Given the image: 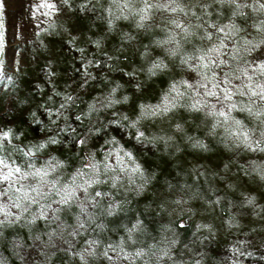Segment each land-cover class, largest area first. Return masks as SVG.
I'll return each instance as SVG.
<instances>
[{
  "label": "rangeland",
  "instance_id": "obj_1",
  "mask_svg": "<svg viewBox=\"0 0 264 264\" xmlns=\"http://www.w3.org/2000/svg\"><path fill=\"white\" fill-rule=\"evenodd\" d=\"M46 2L56 6L52 16ZM177 3L201 16L179 14L191 35L162 9L138 26L139 15L125 10V19L114 0H0V130L11 128L0 158L27 174L0 180V264H264V101L232 88L238 107L255 101L251 113H232L247 140L213 127L210 114L213 104L227 111L220 92L227 72L231 85L248 82L240 68L264 85V75L254 74L264 33L252 26L264 13L236 8L255 7L253 0ZM241 10L246 16L233 15ZM209 23L238 30L220 50L227 64L212 68L219 95L193 109L189 96H203L200 83H211L188 66L195 59L181 58L219 42L223 34ZM160 60L167 67H154ZM182 79L192 88L181 85L187 94L178 98L172 85ZM136 129L144 135L126 142ZM113 135L140 165L131 178L114 154L105 160ZM41 142L47 147L35 151ZM30 147L35 154L24 156L20 149ZM36 169L46 174L33 175Z\"/></svg>",
  "mask_w": 264,
  "mask_h": 264
},
{
  "label": "clouds",
  "instance_id": "obj_2",
  "mask_svg": "<svg viewBox=\"0 0 264 264\" xmlns=\"http://www.w3.org/2000/svg\"><path fill=\"white\" fill-rule=\"evenodd\" d=\"M117 4V8L120 10L121 15L124 16L125 19L128 18V16L125 14V10L128 11V13H134L139 15V21L138 26H143L142 22L146 19H148L151 15L152 10L155 9H162L166 13L170 14H176L174 18H166L168 19V23H171L174 25L175 29H179L180 33H184L185 35H191L192 33L189 31V26L185 25L180 19L179 14H183L184 16H188L189 13L191 16L196 17L197 21L200 20L201 16L197 15V13L193 8H189L187 11L184 6L177 3V0H166L165 3H153L152 0H141V7L134 8L132 7V3L134 0H123V3L118 2V0H114ZM219 2V0H218ZM233 3H236V0H232ZM64 4H69V0H63ZM51 4L52 7H48V5ZM253 4H247V5H241L239 3H236L237 9H242L243 7H249L252 9L253 13H264V3H260V0H253ZM171 5V7H169ZM43 7L48 9V16H52L53 13L56 11L55 4L52 3H45ZM201 7L204 8V13L201 15H211V13L207 12V5H201ZM239 14L240 16H246V13H244L242 10L238 13H233V15ZM207 23V21H206ZM254 28L257 29V31L264 33V19H260L258 24L252 25ZM196 27H201V25L197 24ZM208 27H214L217 32L222 33V36H217L215 39L219 41L218 43H214L212 47L208 48V50L205 52L202 49H197L198 55H185L181 58V62L188 64L190 60L195 59L197 61V64L195 66L189 64L188 66L190 68H193L195 71L198 72V74L201 76L202 81L211 83V88H208L206 86V83H200V87L204 88V94L201 96L199 93H193L191 96H189V99L192 100L191 107L193 109H199L207 104V101L204 99L205 96L207 97H215L218 96L217 88H219V84L216 81V73L212 71L213 66L216 68H219L222 64H227V61L219 59L221 56V49L226 48L227 45L224 43V40L230 39L231 37L236 35V30H234L235 26L231 23L225 24L224 26H218L209 23ZM204 34L206 39L213 40V33L208 32L207 29H204ZM177 35L179 33L173 31L171 35V39L176 41L177 50L181 48V44L179 40H176ZM243 39V38H242ZM255 39V38H254ZM260 43H264V38H261L259 41H257V47ZM252 40L244 39V45H252ZM243 45H241V48ZM240 48L233 47L232 53H233V59H237L238 57L235 55L236 53L240 52ZM245 51H248V49H245ZM213 55L216 56V60H213ZM167 67L166 64L162 60H160L154 67ZM235 67V66H234ZM238 72L245 76L247 78V83L244 84L243 87H239L236 85H231V80L227 77L232 76V72L229 71L225 74L224 84L225 87L220 88V92L223 93L222 100L225 102H230L226 104L227 111L224 110V108H221L219 111H216L215 105H211V112L210 114L215 117V124L213 127L219 126L224 129V132L228 135L235 136V137H243L245 140L248 139V131L244 127L242 120L237 119L232 115L233 110L238 111H247L252 112V104L255 103V101H252V104L245 105L243 102H240L239 107L236 101H233V95L236 93H239L241 96L247 94L250 97H256L258 96L260 100L264 101V85H262L260 82H253L252 76L248 75V72L246 69L240 68L238 69ZM206 73H211L210 75ZM254 74H260L264 75V60H261L257 63ZM239 79V76L236 77ZM243 83V82H242ZM183 85L186 90H191L192 85L187 81V79H182L177 84L172 85V91L176 92L177 97H183L187 94V92L180 91V86ZM231 85V88L228 87ZM232 88L236 89V93L232 91ZM247 89V93H245L244 89ZM169 110L168 106H165L163 108L164 112H167ZM261 115V112L257 111L256 116L259 118ZM133 128H135V124L131 125ZM11 128H7L5 130H0V148L3 147L2 141L8 140L9 143H11V137H10ZM117 135L119 133L117 132ZM117 135H113L111 137V140L107 141L108 143H115L116 147L112 149L109 153L106 154L105 160H108V157L111 155H115L116 160V167L120 169V171L125 172L130 178L131 175L137 172H140V165L137 163L136 157L133 154L131 150L125 149L123 144L120 143V140L117 139ZM144 134L139 129H136V136L131 137L130 134H125L124 139L126 142H129L130 140H138L140 137H142ZM19 139V137H17ZM51 143L55 144L56 141L52 140ZM257 147H259V142L256 144ZM47 147V144L44 142H41L38 147L35 148V151H40L41 149H44ZM131 147V144H130ZM21 152H23L24 156H32L35 154L33 151V148L30 147L28 151H24L22 148L20 149ZM0 165H2L4 168H7L8 171L5 173H0V180H9L13 177L14 173H21V169L19 167L15 166H9L6 161L2 158H0ZM31 167V166H30ZM113 165L111 163H106L105 168L107 169H113ZM46 174V170L43 172L41 169H36V171L33 173V175H44ZM27 175L26 173H21V177ZM17 191H20L17 189ZM97 195H100L99 192H97ZM24 196L26 197L27 194L24 193ZM19 200V198H17ZM19 206V203L16 205ZM123 251V250H121ZM131 253H125V258H128L131 256ZM136 255H140V253H136Z\"/></svg>",
  "mask_w": 264,
  "mask_h": 264
},
{
  "label": "trees",
  "instance_id": "obj_3",
  "mask_svg": "<svg viewBox=\"0 0 264 264\" xmlns=\"http://www.w3.org/2000/svg\"><path fill=\"white\" fill-rule=\"evenodd\" d=\"M201 138H202V137H200V139H199L200 141H201ZM209 140H210V139H209ZM65 157H70V155L66 154V156H65Z\"/></svg>",
  "mask_w": 264,
  "mask_h": 264
},
{
  "label": "snow or ice",
  "instance_id": "obj_4",
  "mask_svg": "<svg viewBox=\"0 0 264 264\" xmlns=\"http://www.w3.org/2000/svg\"><path fill=\"white\" fill-rule=\"evenodd\" d=\"M48 7H52V5H51V4H49V5H48Z\"/></svg>",
  "mask_w": 264,
  "mask_h": 264
}]
</instances>
